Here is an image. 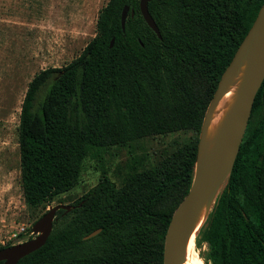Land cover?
I'll list each match as a JSON object with an SVG mask.
<instances>
[{"label":"trees","instance_id":"16d2710c","mask_svg":"<svg viewBox=\"0 0 264 264\" xmlns=\"http://www.w3.org/2000/svg\"><path fill=\"white\" fill-rule=\"evenodd\" d=\"M263 1L149 0L158 37L139 0H108L80 55L62 68L40 70L28 83L18 125L25 204L50 205L76 184L85 158L111 145L172 130L199 132L217 82ZM260 102L262 117L242 138L197 232L196 243L207 244L206 264H264V80L252 110ZM195 157L196 140L188 141L156 165L132 166L118 186L103 175L68 203L69 212L57 211L46 242L16 264H162L165 232L190 187Z\"/></svg>","mask_w":264,"mask_h":264},{"label":"rangeland","instance_id":"374dc122","mask_svg":"<svg viewBox=\"0 0 264 264\" xmlns=\"http://www.w3.org/2000/svg\"><path fill=\"white\" fill-rule=\"evenodd\" d=\"M107 1L0 0V247L33 237V223L49 206L74 202L103 175L118 186L132 166L156 165L188 141L196 140L197 147L199 132L192 129L114 144L97 156L85 158L76 184L54 197L50 205L31 208L25 204L18 125L28 83L40 70L62 68L80 55L95 35L98 10ZM45 87L40 89L36 102L42 98ZM262 114L261 102L254 110L251 108L244 135L255 129ZM197 232L191 246L206 264L207 244L196 243Z\"/></svg>","mask_w":264,"mask_h":264},{"label":"water","instance_id":"95a60500","mask_svg":"<svg viewBox=\"0 0 264 264\" xmlns=\"http://www.w3.org/2000/svg\"><path fill=\"white\" fill-rule=\"evenodd\" d=\"M149 0H139V10L145 23L160 37L159 29L148 11ZM128 6H124L120 22L124 29ZM133 12L131 11V15ZM114 39L111 38L110 46ZM245 68L239 84L235 104L228 112L210 150H207L205 130L213 110L225 92L232 75L243 65ZM264 80V1L256 16L236 48L230 62L223 70L211 99L205 109L196 147L194 172L190 187L174 209L168 223L163 243L162 264H183L185 246L191 235L202 226L223 183L230 175L244 136L248 117L258 89ZM205 207V216L194 230L197 214ZM71 204L58 203L49 206L32 225L33 237L16 244L0 248V264H16L21 258L40 248L52 230L58 210L69 212ZM97 229L85 239L97 234Z\"/></svg>","mask_w":264,"mask_h":264},{"label":"bare ground","instance_id":"6f19581e","mask_svg":"<svg viewBox=\"0 0 264 264\" xmlns=\"http://www.w3.org/2000/svg\"><path fill=\"white\" fill-rule=\"evenodd\" d=\"M245 61L243 65L232 75L230 82L227 85L225 92L223 93L221 99L215 106L213 113L211 115L208 126L205 130V140L207 150L212 148L214 141L218 135V132L233 105L235 104L239 84L241 82L243 71L245 68ZM205 216V207L203 206L199 213L197 214L194 230L198 228ZM193 240V235L189 237L185 246V258L183 264H204L202 259L197 255L191 246Z\"/></svg>","mask_w":264,"mask_h":264}]
</instances>
